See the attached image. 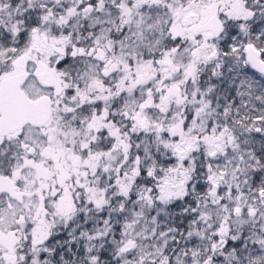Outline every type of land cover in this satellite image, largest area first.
Segmentation results:
<instances>
[{
  "label": "snow or ice",
  "instance_id": "1",
  "mask_svg": "<svg viewBox=\"0 0 264 264\" xmlns=\"http://www.w3.org/2000/svg\"><path fill=\"white\" fill-rule=\"evenodd\" d=\"M0 264H264V0H0Z\"/></svg>",
  "mask_w": 264,
  "mask_h": 264
}]
</instances>
